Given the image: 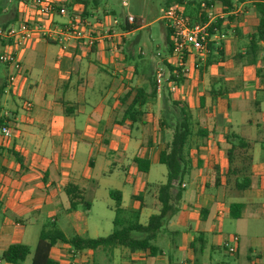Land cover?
Segmentation results:
<instances>
[{
  "label": "crops",
  "instance_id": "1",
  "mask_svg": "<svg viewBox=\"0 0 264 264\" xmlns=\"http://www.w3.org/2000/svg\"><path fill=\"white\" fill-rule=\"evenodd\" d=\"M68 1L73 2L70 8L80 12L96 29L110 28L123 34L113 39L118 44L114 52L108 42L87 49L80 43L62 48L44 40L29 41L15 52L17 68L9 89L6 77L12 75L13 68L1 70L0 85L4 83V88L0 94V120L7 121L5 125L11 130V136L0 140V255L9 245H25L29 254L18 264H31L40 228L47 222L32 234L25 225L30 226L42 217L54 223L56 218H62L63 228L58 229L65 238L87 234L82 221L85 216L78 214V209L84 207L66 212L68 202L62 191L66 183L76 184L85 198L87 191L95 192L99 176L112 174L115 169L121 171L125 176L121 185L135 184L138 192L129 197L126 207H122L123 189H109L107 196L110 190L119 191L121 207L137 210L138 223L145 225L148 217L158 213L156 188L165 181L164 177L158 184L135 183L132 177L148 174L149 168L146 173L137 172L132 159H146L149 167L158 164V153L170 142L172 128L166 124L152 127L153 122L161 119L156 97L170 92L168 86H162L154 99L146 101L139 123L122 120L123 110L132 101L135 90L147 87V80L129 63L132 43L127 38L145 26L127 33L121 30L123 22L116 25L112 24L114 19L109 22V13L103 12V19H98L97 0ZM204 2L213 5L214 13L221 16L223 37L211 45L207 57L210 64L197 73L199 81H193L192 75L176 91L170 92L174 93L172 100L187 105L192 117L198 110V117L203 118L204 108L210 114L201 119L200 129L206 136L200 138L193 131L189 139V171L182 181L184 191L176 213L163 226L168 240L164 246H156L161 230L156 234L153 245L159 252L154 256L121 247L76 252L66 244L57 243L48 251V258L55 264H264V224L260 225L264 223V117L254 119L259 102L252 99L264 93L255 75L259 59L251 65L239 58L244 55L245 36L254 29L257 15L248 1L233 3L234 16L223 12L216 1ZM192 7L193 2L189 10ZM33 19V11L22 6L20 0L8 1L0 7V28ZM91 19L95 20L94 24ZM55 22L64 23L66 18H57ZM162 26L165 38L166 27ZM239 41H244L242 46L237 45ZM0 48L6 50L5 44L0 42ZM218 51L222 52L221 57ZM225 53L230 61L224 60ZM165 60L166 57L151 62V79H154V67ZM233 60L238 63L231 64ZM216 65L223 66L224 74L215 72ZM207 76L216 82L208 88L207 95L198 93L196 99L190 97L193 90L206 88ZM210 91L216 93L213 99ZM24 102L30 104L28 110L24 109ZM238 129L242 130L236 134ZM229 136L240 138L244 145L234 149L230 164L226 151L237 140L226 141L225 137ZM13 155H17L20 164ZM112 156L116 159H110ZM243 157L249 159L244 170L249 187L236 192L231 188L236 177L227 179V171L241 168ZM98 160L99 170L94 173ZM239 195L238 204L242 208L239 219L234 221L242 223L241 231L227 224L232 220L228 201ZM146 208L149 210L141 223V213ZM71 219L72 224L76 220L80 225L70 227ZM227 235L238 236L232 256L221 249ZM207 249L211 255L204 261L201 258ZM0 264L7 263L0 260Z\"/></svg>",
  "mask_w": 264,
  "mask_h": 264
},
{
  "label": "trees",
  "instance_id": "2",
  "mask_svg": "<svg viewBox=\"0 0 264 264\" xmlns=\"http://www.w3.org/2000/svg\"><path fill=\"white\" fill-rule=\"evenodd\" d=\"M218 2L223 12L227 13L233 10V3L239 4L244 1L251 3L257 15V22L253 30L246 33V44L244 46V55L240 56L244 62L251 65L259 61V65L255 68V75L260 80L264 93V0H213ZM182 0H170L165 6L173 3H181ZM207 6L209 2H204ZM192 2L188 3L186 13L192 17L193 12L190 9ZM229 22V18L227 19ZM222 20H217L213 26L218 31H221ZM210 32H212V28ZM137 27L134 25L123 26L121 30L124 32H131ZM164 42L167 47V55L171 50V43L169 42V31L166 29ZM262 44V45H261ZM211 45L209 47V52ZM209 55V53H208ZM207 55V57H208ZM219 57L222 52L218 51ZM164 68L169 73L166 82H173L175 85H180L183 82V77L179 74L175 78L174 70L166 62H162ZM210 61L207 60L203 66H208ZM201 70V69H200ZM200 72V71H199ZM146 88L139 87L135 90V95L128 106L125 107L122 113V120H129L132 124L139 123L142 116V108L146 101L155 98L154 79H148ZM4 88V83L0 85V94ZM211 98L216 96L214 91H210ZM202 105L203 99H199ZM170 104L177 109L176 121L171 127V139L168 144L158 153V164L165 168V181L156 188V202L159 206L158 213L148 217L145 225L138 223L139 213L133 209H123L121 207V195L119 191H108V197L113 202V218L111 220L112 230L104 236L95 239L72 236L65 238L61 231L56 227L52 221L44 224L39 231L37 243L32 253L31 264H55L48 258V251L57 243L68 245L73 251L79 252L83 250H95L97 248L113 249L121 247L127 249L129 252H143L147 256L156 255L159 250L153 245L156 234L163 228L164 224L177 211V205L183 193L182 181L188 175L189 161L187 155L188 142L192 136L193 130L191 125L192 116L184 103L170 101ZM3 120H0V127L5 125ZM167 125V123H164ZM195 135L200 138L206 136V132L200 128H196ZM229 138L237 140L236 145L230 146L226 151V158L230 164L231 159L235 156L234 149L240 147L241 140L235 136L225 137L226 141ZM244 146V145H243ZM16 162L20 164L17 155H13ZM247 157L242 158L241 168L230 169L227 171L228 176L236 177L231 188L236 192H242L249 187V179L245 174V168L249 164ZM132 162L136 166L137 172L146 173L149 168V162L146 159L134 157ZM217 180H215L216 182ZM62 191L67 199L68 208L66 212H73L78 206H83L88 209L90 204L84 199V193L76 184L68 182L62 188ZM241 204L231 203L228 205V214L232 220H237L240 217ZM134 235H138L135 237ZM264 235V234H263ZM29 254V248L22 244L9 245L0 255V260L7 264H18L24 261Z\"/></svg>",
  "mask_w": 264,
  "mask_h": 264
},
{
  "label": "built area",
  "instance_id": "3",
  "mask_svg": "<svg viewBox=\"0 0 264 264\" xmlns=\"http://www.w3.org/2000/svg\"><path fill=\"white\" fill-rule=\"evenodd\" d=\"M190 0H182L181 3H173L159 10L158 21L163 22L169 31L171 50L165 60L166 64L178 73L183 79H189L203 67L209 47L223 35L213 26L220 15L213 11V5L198 3L193 8V16L187 15L186 10ZM73 2L68 0H20V4L33 11L32 21H19L18 23L0 28V42L5 44L6 53L0 54V65L4 68H13L12 75H7L8 89L12 84L13 73L17 68L15 52L23 45L33 40H44L57 44L64 48L66 45L80 43L87 49H92L99 44L108 42L111 51H116L117 43L114 38H119L122 33L112 31L110 28L99 30L93 27L81 13L70 8ZM234 16L233 11L227 12ZM66 18V22L57 23L55 19ZM135 18L126 16L123 26L134 25ZM112 24L116 25L115 20ZM212 32H210V28ZM168 72L159 63L153 69L155 92L161 91L163 84L168 78ZM170 92L176 91L179 85L166 82ZM24 109L28 110L30 104L23 103ZM11 136V130L6 126L0 127V140L5 141ZM219 216V213H218ZM238 245L236 235H227L222 241V248L228 255H234Z\"/></svg>",
  "mask_w": 264,
  "mask_h": 264
},
{
  "label": "rangeland",
  "instance_id": "4",
  "mask_svg": "<svg viewBox=\"0 0 264 264\" xmlns=\"http://www.w3.org/2000/svg\"><path fill=\"white\" fill-rule=\"evenodd\" d=\"M15 2V0H0V7H2L3 4L6 2ZM89 1V0H88ZM194 3V7L201 2H204V0H190ZM165 2L167 0H97L98 4V12L97 17L98 19H103V12L109 13V22H111V19L116 20L117 23L124 22V18L126 16H132L135 18V21L137 25L135 27L139 26H145L141 30L133 31L127 38L131 44V55L129 58V63L132 66H135L137 68V73L140 74L145 80L150 79L151 73H150V64L151 62H156L159 60V58H167V52L164 44V33H163V22H158L153 20H156L159 17V10L162 9L165 6ZM90 8H88L89 10ZM92 24L95 23L94 19L90 20ZM103 23V22H102ZM152 23V24H149ZM149 24L148 26H146ZM244 41H239L238 46H242ZM7 51L5 49L0 48V54H5ZM140 53L141 56L139 55ZM228 59V54L225 53L224 60ZM212 61V59H210ZM229 60V59H228ZM227 60V61H228ZM230 61V60H229ZM238 60L231 61V64H237ZM3 66L0 65V77H1V70ZM215 72L224 74L223 72V66L222 65H216ZM197 73L193 76L192 80L195 82H198L199 79L197 78ZM141 77V78H142ZM191 80V81H192ZM220 81L223 82V79ZM215 82V80L210 79L208 76L206 77V88L204 90H201L200 88H195L196 90H193V93L190 95V97L196 99V96L198 93H202L203 95H207L206 92L208 88L212 85V83ZM216 83V82H215ZM143 85V84H142ZM166 84L164 83L163 86ZM195 85V84H194ZM249 89V87H245ZM166 93V92H165ZM169 95H168V94ZM164 96L162 93H159L156 97V101L160 102V108L157 112L158 115H161V119L157 121L156 123H152V127H161L164 125V123H167L168 127H172L173 124L176 121L177 117V109L173 107L170 104V101L172 100L171 95L173 97L174 93L167 92ZM163 96V100L161 102ZM209 99V96H207ZM226 97V96H225ZM186 99V98H185ZM224 98H221L220 101L223 102ZM252 99L258 100L259 102V111L255 114L254 119L261 120L262 117H264V95L257 94L255 97L252 96ZM174 101V100H172ZM198 110L193 112V117L191 120L192 130L194 131L196 128H201L200 126L203 124L201 122V119L204 120L206 117L210 114L209 111H207L205 108L201 112V116L203 118L198 117ZM237 110H235V113L237 114ZM251 114L254 115V112H251ZM162 121V122H161ZM151 127V128H152ZM242 129H238L235 131L236 134H239ZM255 136V134H254ZM231 139V138H229ZM110 159H116L115 156H112ZM99 160L97 161L96 168L94 170V173H97L99 170ZM165 177V168L158 164H152L149 167V172L146 175L138 174L137 176H133L132 178L136 181L141 182H147L150 184H158L162 181H164ZM99 180V183L97 184V188L95 192H88L85 194V200L88 201L90 204L89 208H80L78 209V214L85 216V219L82 221L85 222V230L87 231V234L83 233L81 234L82 237L88 236L90 239L98 238V237H104L110 233L112 230L111 220L113 218V203L111 200H109L107 196V190L114 189V188H121L123 189V201H122V207H126L129 203V197L138 192V190L135 191V184L131 186V183H126L125 185H121L125 181L124 174L119 170H114L112 174H105L103 177L99 176L97 178ZM228 202L231 203H239L241 202L240 195L237 197L230 198ZM147 210L149 209H143L140 217V222L145 221V215L147 213ZM72 216L71 218H73ZM43 222H49L48 219L42 217L38 219L36 223L30 224V226L25 225V227H29L30 234L32 232H36L37 229L40 228V225ZM227 224L232 225L237 231L242 230V223L234 220H228ZM264 224L263 222L260 223V225ZM32 225V226H31ZM55 225L57 228H63L62 218L58 217L56 218ZM80 221H76L69 225L70 227L74 228L75 226H79ZM85 234V235H84ZM135 237H138V235H134ZM238 237V236H237ZM226 238V237H225ZM224 238V239H225ZM167 236L165 235V228L163 227L160 231V236L158 240L155 242L156 246H164L167 241ZM222 251L228 255L222 248ZM211 255L209 249L204 251L202 260L207 261L208 255ZM232 256V255H228ZM234 264V263H232Z\"/></svg>",
  "mask_w": 264,
  "mask_h": 264
}]
</instances>
